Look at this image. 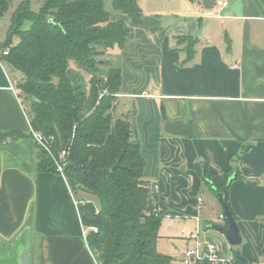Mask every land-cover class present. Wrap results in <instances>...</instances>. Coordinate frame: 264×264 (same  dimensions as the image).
<instances>
[{
  "label": "crops",
  "instance_id": "obj_1",
  "mask_svg": "<svg viewBox=\"0 0 264 264\" xmlns=\"http://www.w3.org/2000/svg\"><path fill=\"white\" fill-rule=\"evenodd\" d=\"M216 1L140 0L143 24L134 26L125 47L106 51L123 77L113 110L117 115L137 109L144 178L157 184L163 215L158 250L172 258L170 241L193 242L185 234L197 226V217L203 233L230 251L225 233L212 226L226 227L219 198L192 166L206 162L222 174L240 154L241 177L230 182L228 203L243 242L232 251L255 262L264 255V0H228L224 7ZM118 18L128 21L112 13ZM164 18L176 21L177 29L164 28ZM181 35L197 38L189 61L186 44L177 41ZM13 74L0 59V247L13 251L12 260L3 256L0 264H18L28 227L33 264H99L64 174L19 161L24 138L34 142L25 137L31 123Z\"/></svg>",
  "mask_w": 264,
  "mask_h": 264
},
{
  "label": "trees",
  "instance_id": "obj_2",
  "mask_svg": "<svg viewBox=\"0 0 264 264\" xmlns=\"http://www.w3.org/2000/svg\"><path fill=\"white\" fill-rule=\"evenodd\" d=\"M12 1L0 0V18ZM112 7L128 21L112 19L103 0H43L38 10L32 8V0H21L0 45L9 49L1 59L21 73L16 88L23 103L29 102L31 126L52 138L51 150L61 159L74 195L86 194L78 199V207L98 263L171 264L172 257L158 250L163 215L155 190L144 178L137 109L114 113L122 72L99 58L126 46L134 26L143 24L144 12L140 0H112ZM26 21L29 25L24 27ZM177 41L186 44L189 61L197 38L181 35ZM105 65L109 68L102 74ZM25 136L31 137L30 132ZM43 153L36 170L58 172L53 156ZM239 157H233L222 174L210 170L206 162L192 168L200 182L222 192L241 177ZM236 257L240 264H253L239 252Z\"/></svg>",
  "mask_w": 264,
  "mask_h": 264
},
{
  "label": "rangeland",
  "instance_id": "obj_3",
  "mask_svg": "<svg viewBox=\"0 0 264 264\" xmlns=\"http://www.w3.org/2000/svg\"><path fill=\"white\" fill-rule=\"evenodd\" d=\"M21 0H13L11 2V5H10V8L9 10L6 12L5 16L0 18V45H2L4 43V40L6 38V33H7V30L10 26V23H11V20H10V16H11V13L14 11V9L17 7L18 3L20 2ZM42 1L43 0H32V8L34 10H38L39 7L41 6L42 4ZM104 3H105V8L112 12V13H118V14H121V12L119 11H116L113 9L112 7V0H103ZM162 21V25L164 28L166 29H177V22H173L172 19H168V18H164L161 20ZM29 25V23L26 21L24 23V27H27ZM19 38L16 36L14 38V42H18ZM109 52L106 53V55H102L100 56L99 58L102 59V60H109L110 57H109ZM72 66L74 67L75 64L74 62H72ZM109 67H107L106 65L105 66H102L101 67V73L102 74H106L107 70H108ZM11 70H13L14 74H13V77H14V81L15 83L17 84L21 78H22V75L14 70L12 67H11ZM85 77L87 80H89L90 76L87 75L85 73ZM24 105L27 109V111L29 110V102H24ZM117 113V112H116ZM27 137V136H25ZM28 138V137H27ZM27 138H24L25 139V146L22 148L21 150V153H19V161L20 163H22L23 166H30L32 167V169H38V164H39V161L41 160V158L44 156V149L37 146L36 144H29V140ZM21 149V148H20ZM203 188L206 189L207 187L205 185H203ZM74 194V193H73ZM75 196V195H74ZM86 196L85 193L83 192H79L78 196H75V198H77V201L79 198H82ZM216 197V196H215ZM32 218H34L35 216V200H33V206H32ZM168 224V221H164L163 223V226L161 228V233L165 234L166 231H167V225ZM18 237V236H17ZM193 242H189L187 244L186 241H184L183 238H178L177 241L175 240H171L170 241V244L172 245L173 247V250H171V253H172V262L171 264H183L182 261H181V258H180V255H181V252L186 248V246L188 245H192ZM2 247V248H1ZM0 247V258H2L3 256H5V262L9 261V260H12V258L10 257L11 253L13 252L11 250V248L8 246V245H5L4 246H1ZM167 247V242L166 241H161V248L162 249H166ZM235 249L238 247L236 246H233ZM2 251V252H1ZM10 262V261H9ZM9 264V263H8Z\"/></svg>",
  "mask_w": 264,
  "mask_h": 264
},
{
  "label": "built area",
  "instance_id": "obj_4",
  "mask_svg": "<svg viewBox=\"0 0 264 264\" xmlns=\"http://www.w3.org/2000/svg\"><path fill=\"white\" fill-rule=\"evenodd\" d=\"M228 0H217L216 5L220 7L227 6ZM9 49H0V59L2 54H8ZM33 141L51 154L57 165L58 172L64 174V166L61 163V159H58L51 150L52 138L45 136L41 131L35 130L32 126L29 130ZM64 152L61 153V158ZM153 189H156L157 184L153 185ZM198 201L202 203L203 199L199 197ZM220 218L225 219L223 213L220 214ZM200 219L197 217V226L193 230L186 232L185 236L193 239L192 245L185 248L181 255V261L183 264H240L237 260L236 254L232 251V245L228 242L226 245L230 248L227 252L224 249L223 243L205 235L203 229L199 223ZM96 229V228H95ZM185 233V230H183ZM88 229L83 231L84 237L87 240ZM253 264H264V255L257 259Z\"/></svg>",
  "mask_w": 264,
  "mask_h": 264
},
{
  "label": "water",
  "instance_id": "obj_5",
  "mask_svg": "<svg viewBox=\"0 0 264 264\" xmlns=\"http://www.w3.org/2000/svg\"><path fill=\"white\" fill-rule=\"evenodd\" d=\"M214 194L219 198V202L222 205L223 215L227 221L226 227H221L216 224H212L214 228H217L225 233L228 242L232 246H237L242 244L243 238L240 232V227L237 224L232 211L230 210V205L228 203V186L224 188L222 192H217L216 188H213ZM33 247V240L31 237V228H27V244L25 249L19 253L18 264H33V252L31 248Z\"/></svg>",
  "mask_w": 264,
  "mask_h": 264
}]
</instances>
